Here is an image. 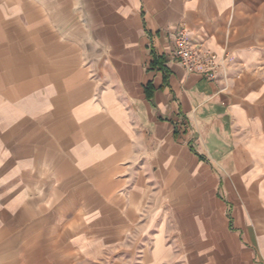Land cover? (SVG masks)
I'll list each match as a JSON object with an SVG mask.
<instances>
[{
	"label": "crops",
	"instance_id": "1",
	"mask_svg": "<svg viewBox=\"0 0 264 264\" xmlns=\"http://www.w3.org/2000/svg\"><path fill=\"white\" fill-rule=\"evenodd\" d=\"M0 264H264V0H0Z\"/></svg>",
	"mask_w": 264,
	"mask_h": 264
},
{
	"label": "built area",
	"instance_id": "2",
	"mask_svg": "<svg viewBox=\"0 0 264 264\" xmlns=\"http://www.w3.org/2000/svg\"><path fill=\"white\" fill-rule=\"evenodd\" d=\"M173 56L188 73H195L209 81L218 78L223 61L218 54L200 43L193 41L189 32L180 27L173 39Z\"/></svg>",
	"mask_w": 264,
	"mask_h": 264
}]
</instances>
